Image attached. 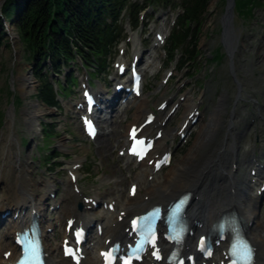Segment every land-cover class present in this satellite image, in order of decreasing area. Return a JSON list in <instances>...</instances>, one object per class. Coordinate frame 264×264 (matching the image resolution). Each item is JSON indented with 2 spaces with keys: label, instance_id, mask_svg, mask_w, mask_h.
I'll return each instance as SVG.
<instances>
[{
  "label": "rangeland",
  "instance_id": "obj_1",
  "mask_svg": "<svg viewBox=\"0 0 264 264\" xmlns=\"http://www.w3.org/2000/svg\"><path fill=\"white\" fill-rule=\"evenodd\" d=\"M5 1L7 0H0V13L5 6ZM227 1L213 0L211 2L209 7V14L211 12V15H208L203 22L202 36L199 42L201 53L198 63L193 66L187 65L186 70L179 69L178 62L182 60L181 57L177 58L176 63L166 67L168 57L164 48L153 47L156 31L165 32V36L169 35L172 20L176 15L174 13L163 14L161 19L148 23L147 34L131 32V42L127 40L123 45L127 48L124 58L128 60L134 53L141 51L142 55L145 53V60L152 55H157L159 59L155 60V64L159 63V67H164L163 71L158 74L154 71L150 72V75L148 73L145 75L144 97L148 100L145 103L148 112H155L159 103L164 100L180 103L182 96H188L193 98L195 106L198 107L200 104L201 110L205 108L204 122H207L206 119L209 120L210 115L219 107L220 103H225L226 113L223 115V120L225 123L232 121L235 129L243 131L244 134L241 135L238 150L237 178H240V182L247 183L245 180L251 179L249 172L254 167L252 160L256 157L257 166H262L261 163L264 160V8L257 7L256 10L252 11L253 9L245 7L244 11H238L236 5L232 24L236 38L234 43H237V39L243 40L240 41V48L243 50H239L240 57L235 62L233 80L230 75L231 65L229 66L228 62L223 61L219 65L208 62L215 49L223 52L222 20L227 13ZM17 15L18 13L10 21L1 20L2 15L0 14L2 24L0 32H5L0 39V127H3L0 129V203L2 207H6L15 198V188L19 184L26 185L27 189L32 188L36 195H44V210L52 203L50 199L48 200V195L54 189L59 190V199H65V196H68V201L73 204L75 196L69 184L67 170L72 168L76 162L82 164V169L77 173L82 195L86 197L87 195L110 197L117 186L124 182V186H121L122 190L125 189L121 201L126 200V190L130 182L134 181L136 175L140 173V169L132 162L116 155V151L125 142V139H121L118 135V124L116 125L117 136L115 138L111 134L110 141L102 139L98 141L99 144L93 145L84 138L74 114L65 117L63 112L60 114V112L49 110L42 103L36 102L35 97L39 85L34 79L32 87L28 86L25 81L26 77L32 78L33 68L28 62L27 48L22 44L16 27ZM12 33L15 37L10 35ZM231 48L236 49L235 45ZM116 56L117 54L113 55L110 68L106 69L104 74L100 75L95 82L97 89L106 92L110 88V91L113 92L110 85L116 75L115 71H112V63ZM119 58H122L121 55ZM146 67L143 66L142 68L146 69ZM169 72H174V78L167 85H164L162 80ZM61 79L64 80V77ZM237 84L241 87L238 88ZM78 92L76 90L72 99L75 96H80ZM16 97L20 99L17 100ZM238 97L244 101L238 100ZM72 99L70 98L67 103H70ZM255 100L258 101L256 104L253 102ZM33 103L41 108L42 113L30 127L25 114L27 110H31ZM185 104V102L181 104L178 115L172 118L165 128V139L169 143L167 148L174 152L172 167L181 163L189 154L204 123H199L194 128L193 135L187 145H185L186 143L179 144L177 132L188 111ZM133 105H136L137 109L131 110V106H129L124 112H118L112 120L113 124L106 125L111 127L113 132L115 131L113 125L119 120L126 122L128 127L135 120L134 115L139 106L138 103ZM24 112L25 114H23ZM231 116H233L232 119ZM252 120H255L254 124L251 123ZM43 123L57 125V131L53 135L54 140H43V134H45L43 130L48 129L43 128ZM248 126H250L249 129ZM224 132L225 128H222L216 140L217 144L222 142ZM102 133H106V130H102ZM26 139L29 142L32 139L30 148L23 146ZM175 140L176 142H174ZM33 143L37 146L36 148H33ZM100 143L107 147L105 151L100 148ZM50 149L54 155H57V152L62 153L61 155L67 158V161L61 157L58 162H52V166H48L45 158L48 155L46 152ZM18 160L26 164L18 166ZM227 166L229 167V164ZM171 168L159 174L158 177L167 176ZM21 172L22 176L20 175ZM130 177L131 179H129ZM27 181L28 183H26ZM248 185L252 187V183ZM248 194L255 195V191L251 190ZM2 200L5 201L4 204H2ZM155 202L158 203V201ZM78 205H82L81 198L78 200ZM257 214L261 225L260 231H264V204L258 209ZM46 216L50 225L58 226L55 228V233L51 234L54 237L50 240L51 244L54 245L53 247H56L57 240L60 245L62 238L58 224V218L60 222L62 214L56 216L46 213ZM6 223L8 221L4 222L3 225ZM8 230V226H0L3 248H5ZM57 256L59 257L58 254Z\"/></svg>",
  "mask_w": 264,
  "mask_h": 264
},
{
  "label": "bare ground",
  "instance_id": "obj_2",
  "mask_svg": "<svg viewBox=\"0 0 264 264\" xmlns=\"http://www.w3.org/2000/svg\"><path fill=\"white\" fill-rule=\"evenodd\" d=\"M229 24L230 23H228V25ZM10 35L15 37L13 33ZM226 36V45H229L230 47L236 45L234 43L236 38L233 29H229ZM154 67L155 64H151L149 69L152 70ZM25 81L28 83V86L32 87L33 79L31 77H26ZM145 102L146 100H136L132 103H138L139 106L137 113L134 115V123L131 125L141 124L144 120L148 113L147 108L145 107ZM185 103L188 110L186 114L188 115L195 105L192 102V98L186 99ZM31 105V110L26 111L27 116L25 117L30 127L33 126L35 120L42 113L39 106L34 105V103ZM225 109V103H220L219 107L212 112L209 120L206 119L207 122L203 123L200 130L201 133L189 154L181 163H177L173 166L167 176L164 178H158L155 182L149 184L147 177L149 176L151 169L145 165L141 166L140 173L135 181L140 184L141 190L145 192L144 197H141L140 194H138L135 200H130L128 198L121 202V195H119L121 193V190L119 189L120 186L117 187L116 191L112 192L109 197L111 202L108 203V205L113 202L116 204L114 213L105 211L104 209L88 211L87 206L84 207L82 212H78L77 206L80 195L74 193L75 203L73 205L70 201L63 198L61 204V209L63 211L61 216L62 219L60 220L61 226H64L65 221L63 222V218L66 216L76 217L78 218L79 223L88 227L94 224L98 217L100 219L98 223L104 225L105 230L102 237H98L97 233L91 236L89 245L91 246L93 244V247L90 248V250H86L87 258L85 264H97L100 262L98 259V253L105 248V242L108 239H126L124 228L127 220L137 211H145L155 205H169L170 201L176 199L185 192H192L194 194L192 203L193 217L195 219L203 220V229L216 221L224 211L232 208L239 209L242 215L246 218L248 224L251 225L249 229L250 233L248 232L247 236L257 249L258 264L264 261V231H260L261 225L258 221L257 214L258 205L261 202H264V197L261 199L257 195L255 197L248 195L247 191L244 189V184L240 183V178H237L238 171L236 165L237 162H239L238 150L243 131L235 129L232 121L230 123H225L223 120V115L226 113ZM232 118L233 116H231V119ZM202 119L203 116L201 120ZM222 128H225L224 137L222 142L217 144L216 140ZM165 143L166 139H163L161 144H158L161 150H165ZM100 148L103 151L107 149L103 143H100ZM228 164L229 167L227 166ZM262 176H264V173L263 171H260V180ZM25 186L24 184H19V186L15 188V198L12 199V202L8 203L6 207H2L0 203V214L7 212V210L11 211L13 214L12 218L8 221V232L11 235L21 231V228H25L30 224L31 220L29 215H31L33 209L37 211L43 224L47 228H51L46 217L42 215L45 199L44 195H36L32 188L27 189ZM248 187L251 188L250 185H248ZM67 197L68 196H66V198ZM155 201H158V203H155ZM4 202L5 201H3L2 204H4ZM29 210L30 213L28 214L27 211ZM17 214L19 217L15 220L14 217ZM121 215L125 219L120 224L118 223V217ZM122 229L123 232H119ZM116 232H118V234H116ZM62 233L65 238L66 235L63 230ZM48 238L49 236L46 235V252L48 254L49 264H65V262L56 255L57 252H61L60 248L52 247L48 242ZM4 245L5 251L14 252L10 240ZM1 246L2 239L0 238V253L2 254L5 253V251H3L4 248L3 250L1 249ZM13 258L14 254H12L10 260Z\"/></svg>",
  "mask_w": 264,
  "mask_h": 264
},
{
  "label": "trees",
  "instance_id": "obj_3",
  "mask_svg": "<svg viewBox=\"0 0 264 264\" xmlns=\"http://www.w3.org/2000/svg\"><path fill=\"white\" fill-rule=\"evenodd\" d=\"M133 1L7 0L1 20L11 21L18 13L16 27L22 44L27 48L28 60L33 62L38 74L49 69L46 67L49 60L52 62V70L58 72L65 63L74 62L77 56H93L97 60L107 56L119 42L122 31L120 24L124 17L130 19L133 27L137 28L140 13L147 9H182L184 15L179 18L173 30L167 46L168 53L174 57L176 52H184L187 61H193L202 20L212 0ZM245 7L264 8V0H237L238 11H244ZM3 35L0 32V39ZM37 78L41 87L35 99L48 109L59 108L50 80L41 74ZM55 131L50 129V133ZM46 137L45 141H48Z\"/></svg>",
  "mask_w": 264,
  "mask_h": 264
},
{
  "label": "water",
  "instance_id": "obj_4",
  "mask_svg": "<svg viewBox=\"0 0 264 264\" xmlns=\"http://www.w3.org/2000/svg\"><path fill=\"white\" fill-rule=\"evenodd\" d=\"M227 2H228L227 13L222 20V27H223L222 37L224 38L223 45L226 48V52H227L228 56L232 59L233 50L229 49V45H226V39H227L226 34H227L229 29H233L232 24H233L234 12H235V8H236V0H228ZM228 23H230V24L228 25Z\"/></svg>",
  "mask_w": 264,
  "mask_h": 264
}]
</instances>
